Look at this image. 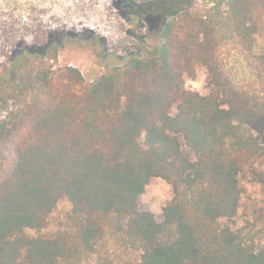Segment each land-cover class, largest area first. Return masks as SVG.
<instances>
[{"label":"trees","instance_id":"obj_1","mask_svg":"<svg viewBox=\"0 0 264 264\" xmlns=\"http://www.w3.org/2000/svg\"><path fill=\"white\" fill-rule=\"evenodd\" d=\"M161 1L160 44L89 83L55 65L59 34L0 72V264H78L109 242L99 264H264V205L233 227L248 185L264 189V0L212 15ZM222 25L247 52L245 87L220 64ZM198 68L204 95L185 87ZM152 179L172 191L161 222L139 209Z\"/></svg>","mask_w":264,"mask_h":264},{"label":"rangeland","instance_id":"obj_2","mask_svg":"<svg viewBox=\"0 0 264 264\" xmlns=\"http://www.w3.org/2000/svg\"><path fill=\"white\" fill-rule=\"evenodd\" d=\"M129 1L135 7L133 14L127 16L120 7L126 0H0V72L23 49L46 46V37L53 34H59L57 41L61 46L55 65L77 68L86 83L119 65L129 55H143L147 48L160 44L162 19L152 14L161 13L159 4L162 1ZM226 1L181 0L180 11L193 9L212 15L219 4L221 11H225ZM139 16L142 17L140 20ZM67 33L69 38L64 40ZM218 42L222 68L235 86L245 87L251 81L247 52L236 43L226 25L220 28ZM205 77L204 69L198 68L195 77L186 80V89L206 94ZM5 114L4 104L0 102V117ZM171 198L170 186L161 179H152L140 198L139 209L152 212L161 222L162 208ZM254 203L264 205V189L248 185L234 228L242 227L243 215L252 210ZM69 210V204L60 202L42 234L57 231ZM28 233L36 235L33 231ZM114 253L115 249L109 242L99 247L96 254L82 258L78 264H99L104 257L114 259Z\"/></svg>","mask_w":264,"mask_h":264},{"label":"flooded vegetation","instance_id":"obj_3","mask_svg":"<svg viewBox=\"0 0 264 264\" xmlns=\"http://www.w3.org/2000/svg\"><path fill=\"white\" fill-rule=\"evenodd\" d=\"M123 5H126L125 7H123ZM121 9L123 10V12H125L127 14V16L133 14L132 13V9L133 7H135V4H133L131 1H126V3H122L120 4ZM136 15V14H135ZM153 16L156 17H160L162 20L160 21V25H163L164 21H165V17L163 16L162 13H153ZM142 17L139 16L138 19L140 20ZM130 20V19H129ZM131 22V21H130Z\"/></svg>","mask_w":264,"mask_h":264},{"label":"water","instance_id":"obj_4","mask_svg":"<svg viewBox=\"0 0 264 264\" xmlns=\"http://www.w3.org/2000/svg\"><path fill=\"white\" fill-rule=\"evenodd\" d=\"M126 1H129V0H126Z\"/></svg>","mask_w":264,"mask_h":264}]
</instances>
